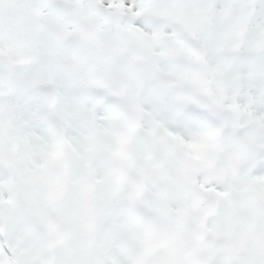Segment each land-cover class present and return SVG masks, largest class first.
<instances>
[{
  "label": "snow or ice",
  "instance_id": "obj_1",
  "mask_svg": "<svg viewBox=\"0 0 264 264\" xmlns=\"http://www.w3.org/2000/svg\"><path fill=\"white\" fill-rule=\"evenodd\" d=\"M0 264H264V0H0Z\"/></svg>",
  "mask_w": 264,
  "mask_h": 264
}]
</instances>
